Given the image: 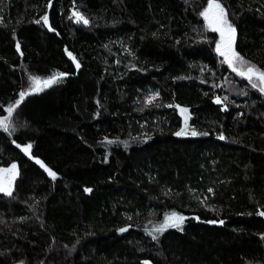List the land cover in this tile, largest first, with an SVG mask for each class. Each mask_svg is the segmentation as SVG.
Listing matches in <instances>:
<instances>
[{"label": "trees", "instance_id": "trees-1", "mask_svg": "<svg viewBox=\"0 0 264 264\" xmlns=\"http://www.w3.org/2000/svg\"><path fill=\"white\" fill-rule=\"evenodd\" d=\"M219 3L237 71L208 0H0V264H264V0Z\"/></svg>", "mask_w": 264, "mask_h": 264}, {"label": "snow or ice", "instance_id": "snow-or-ice-1", "mask_svg": "<svg viewBox=\"0 0 264 264\" xmlns=\"http://www.w3.org/2000/svg\"><path fill=\"white\" fill-rule=\"evenodd\" d=\"M73 15L76 16L79 21H83L85 24L88 23V21L84 19V17L79 13H74ZM201 16L207 22V25L211 31L218 32L220 34V43L217 44V52L225 58V62L232 67L233 71H237V68L235 67L236 62L243 64L244 60L234 49L235 29L228 21L225 8L221 3H219V0H208V6L203 12H201ZM43 20L45 24L48 23L47 16H44ZM17 48H19V45H17ZM69 55L71 54L69 53ZM76 67L79 68L78 63ZM238 74L241 76H246L249 81H252L253 77L255 76L256 79L260 81L261 85H264V71H259L253 66H249L246 71H239ZM63 75L64 74H57V76L44 81H41L39 78L33 77V91H41V84H43L44 87H48L51 84L55 83L57 79ZM252 86L256 87L257 85L253 83ZM260 90L264 92V87H261ZM24 96L25 93H20L21 100H23ZM216 102L220 103L219 99ZM17 103H19V101ZM8 111L9 114H11L12 109L9 108ZM0 127H3L5 131H8L7 118H5V120H0ZM176 134L185 135L187 134V132L185 129H182L181 132H178ZM191 135H196V133L193 131ZM221 139H223V137H221ZM30 149L31 145H27L26 147H24L23 151L27 153ZM37 163H40V161H37ZM41 166L43 167V165ZM0 171L6 173V175L0 176V193H5L11 196V186L12 180L16 175V165L13 164L10 169ZM48 172L49 175L52 176L53 179H55L56 174L51 170H48ZM86 191H90V189H86ZM260 215L264 216V212H261ZM168 220L171 221V224L165 226L179 227L183 223L184 217L172 214V216L168 217ZM124 230L125 229H121V231ZM161 230L162 229H157V231Z\"/></svg>", "mask_w": 264, "mask_h": 264}, {"label": "rangeland", "instance_id": "rangeland-1", "mask_svg": "<svg viewBox=\"0 0 264 264\" xmlns=\"http://www.w3.org/2000/svg\"><path fill=\"white\" fill-rule=\"evenodd\" d=\"M207 6H208V4H207ZM207 6L203 9V11L207 8ZM202 11V12H203ZM205 21V20H204ZM206 22V21H205ZM206 24H207V22H206ZM208 26V25H207ZM233 27V26H232ZM217 40H216V42H215V46L217 47V44L218 43H220V34L217 32ZM236 64L238 65V66H240V63H238V62H236ZM150 97H151V94H149V95H146V96H144V99H145V101H148V100H150ZM182 110H186L185 108H182V107H179L178 108V112L180 113V117H181V120L183 121V122H185V121H187V119H188V113H187V110L186 111H182ZM0 120H3L2 118H0ZM24 147L25 146H21V148L22 149H24ZM3 175H6V173H2V174H0V176H3ZM168 223H171V221H167Z\"/></svg>", "mask_w": 264, "mask_h": 264}]
</instances>
